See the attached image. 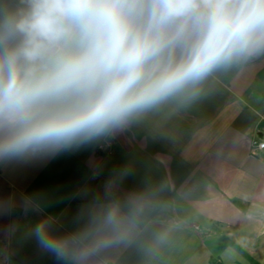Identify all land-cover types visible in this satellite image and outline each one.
Segmentation results:
<instances>
[{
    "label": "crops",
    "instance_id": "1",
    "mask_svg": "<svg viewBox=\"0 0 264 264\" xmlns=\"http://www.w3.org/2000/svg\"><path fill=\"white\" fill-rule=\"evenodd\" d=\"M254 141L264 142V52L76 150L0 164V264H62L36 226L71 236L110 204H134L137 227L85 264H264Z\"/></svg>",
    "mask_w": 264,
    "mask_h": 264
},
{
    "label": "clouds",
    "instance_id": "2",
    "mask_svg": "<svg viewBox=\"0 0 264 264\" xmlns=\"http://www.w3.org/2000/svg\"><path fill=\"white\" fill-rule=\"evenodd\" d=\"M264 52V0H0V164L76 150ZM136 206L35 228L62 264L124 242Z\"/></svg>",
    "mask_w": 264,
    "mask_h": 264
},
{
    "label": "built area",
    "instance_id": "3",
    "mask_svg": "<svg viewBox=\"0 0 264 264\" xmlns=\"http://www.w3.org/2000/svg\"><path fill=\"white\" fill-rule=\"evenodd\" d=\"M107 145H109V144H108V143H107V144L105 143V144H101V145H99L98 150H99V151H103ZM253 146H255V147H257V148H260V149H261V148H264V142L254 141V142H253Z\"/></svg>",
    "mask_w": 264,
    "mask_h": 264
}]
</instances>
